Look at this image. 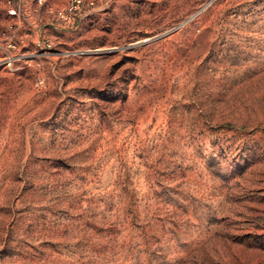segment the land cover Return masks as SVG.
Instances as JSON below:
<instances>
[{"label": "rangeland", "instance_id": "obj_1", "mask_svg": "<svg viewBox=\"0 0 264 264\" xmlns=\"http://www.w3.org/2000/svg\"><path fill=\"white\" fill-rule=\"evenodd\" d=\"M68 1L0 0V264H264V0Z\"/></svg>", "mask_w": 264, "mask_h": 264}, {"label": "built area", "instance_id": "obj_2", "mask_svg": "<svg viewBox=\"0 0 264 264\" xmlns=\"http://www.w3.org/2000/svg\"><path fill=\"white\" fill-rule=\"evenodd\" d=\"M39 3H43L45 0H37ZM94 5V0H69L68 3L56 10L57 19L67 25H73L77 19L81 16L84 10ZM13 14H16V10H11ZM48 46H51L49 43Z\"/></svg>", "mask_w": 264, "mask_h": 264}, {"label": "bare ground", "instance_id": "obj_3", "mask_svg": "<svg viewBox=\"0 0 264 264\" xmlns=\"http://www.w3.org/2000/svg\"><path fill=\"white\" fill-rule=\"evenodd\" d=\"M1 63H2V62H1ZM1 63H0V64H1Z\"/></svg>", "mask_w": 264, "mask_h": 264}]
</instances>
